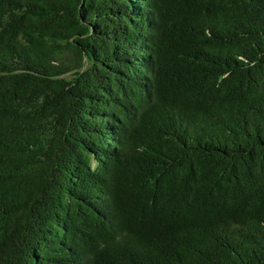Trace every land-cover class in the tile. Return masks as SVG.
<instances>
[{
    "label": "trees",
    "instance_id": "1",
    "mask_svg": "<svg viewBox=\"0 0 264 264\" xmlns=\"http://www.w3.org/2000/svg\"><path fill=\"white\" fill-rule=\"evenodd\" d=\"M0 264H264V0H0Z\"/></svg>",
    "mask_w": 264,
    "mask_h": 264
}]
</instances>
